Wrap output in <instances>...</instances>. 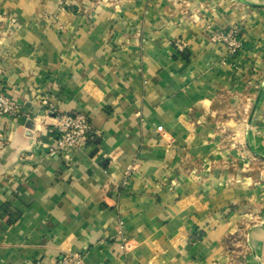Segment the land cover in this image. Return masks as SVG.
<instances>
[{"label":"crops","instance_id":"1","mask_svg":"<svg viewBox=\"0 0 264 264\" xmlns=\"http://www.w3.org/2000/svg\"><path fill=\"white\" fill-rule=\"evenodd\" d=\"M95 1L0 0V94L22 108L0 116V264H231L241 214L264 221V0ZM232 27L234 56L212 41ZM43 100L89 116L77 156L49 155ZM263 241L247 228L248 264Z\"/></svg>","mask_w":264,"mask_h":264},{"label":"built area","instance_id":"2","mask_svg":"<svg viewBox=\"0 0 264 264\" xmlns=\"http://www.w3.org/2000/svg\"><path fill=\"white\" fill-rule=\"evenodd\" d=\"M212 41L226 45L231 55H236L242 48V36L238 27L229 28L223 33H215ZM175 46L179 52H185L188 45L183 40H176ZM42 107H47V112L52 114L55 122L56 137L48 146L51 157H67L68 160L78 155L92 140L93 127L88 115L84 113H61L48 100L41 102ZM21 106L5 94H0V116L17 118L21 114ZM130 172L127 173V177ZM120 238L122 246L128 250L132 242L127 238L124 228L125 222L120 221ZM54 264H89V252L66 251Z\"/></svg>","mask_w":264,"mask_h":264},{"label":"rangeland","instance_id":"3","mask_svg":"<svg viewBox=\"0 0 264 264\" xmlns=\"http://www.w3.org/2000/svg\"><path fill=\"white\" fill-rule=\"evenodd\" d=\"M103 2L104 0H96L95 2ZM105 1H109V0H105ZM243 50V49H242ZM241 50V51H242ZM228 129H230V131L228 129H226V134L229 135H234L235 133V128H233L232 126L228 125L227 126ZM232 131V132H231ZM229 132V133H228ZM239 132V131H237ZM244 134L240 135L239 140L237 142V145H241L244 146ZM233 144H234V140H233ZM242 218H244V220L246 221V224L242 225L240 228V232L238 231L233 237H232V249L235 251L232 253V255L230 256V263L231 264H248V257L249 255L252 253V249L250 247L249 244L246 243V236H247V228H250V233L257 228H262L264 227V221L262 220L261 217H258L257 214H253L251 212L248 213H243L241 214ZM249 238L250 240V234L247 237V239ZM263 247H264V241H263ZM262 247V250L264 251V248ZM252 256V254H251ZM256 261L258 262V264H263V259L264 256H261L259 253L257 255V257H255Z\"/></svg>","mask_w":264,"mask_h":264},{"label":"water","instance_id":"4","mask_svg":"<svg viewBox=\"0 0 264 264\" xmlns=\"http://www.w3.org/2000/svg\"><path fill=\"white\" fill-rule=\"evenodd\" d=\"M252 116H253V115H252ZM251 120H252V117H251L250 120H249V124H248L249 126H250V124H251ZM263 225H264V224H263Z\"/></svg>","mask_w":264,"mask_h":264}]
</instances>
